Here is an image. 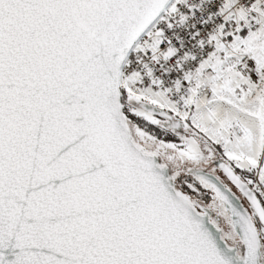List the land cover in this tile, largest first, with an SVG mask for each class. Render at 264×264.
Listing matches in <instances>:
<instances>
[{"label":"snow or ice","instance_id":"1","mask_svg":"<svg viewBox=\"0 0 264 264\" xmlns=\"http://www.w3.org/2000/svg\"><path fill=\"white\" fill-rule=\"evenodd\" d=\"M0 264H264V0H0Z\"/></svg>","mask_w":264,"mask_h":264}]
</instances>
